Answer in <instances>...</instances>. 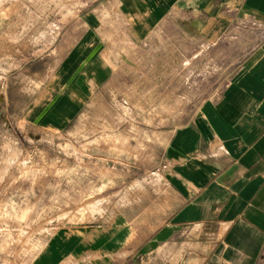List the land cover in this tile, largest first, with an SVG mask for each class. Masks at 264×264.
<instances>
[{"label": "crops", "instance_id": "0c3cea01", "mask_svg": "<svg viewBox=\"0 0 264 264\" xmlns=\"http://www.w3.org/2000/svg\"><path fill=\"white\" fill-rule=\"evenodd\" d=\"M186 16L215 26V34L252 24L263 35L190 123L158 132L155 143L152 135L145 147L122 146L118 153L127 156L118 161L128 173L117 177L128 182L121 204L97 222L53 230L33 264L257 263L264 248V0H0V137L15 122L68 133L113 81L123 43Z\"/></svg>", "mask_w": 264, "mask_h": 264}, {"label": "rangeland", "instance_id": "374dc122", "mask_svg": "<svg viewBox=\"0 0 264 264\" xmlns=\"http://www.w3.org/2000/svg\"><path fill=\"white\" fill-rule=\"evenodd\" d=\"M215 29L186 16L148 39L123 43L113 81L68 133L11 123L0 137V264H33L53 230L114 212L128 182L117 177L128 173L118 161L127 156L121 147L130 141L145 147L152 135L155 143L158 132L190 123L263 35L252 24ZM256 264H264V248Z\"/></svg>", "mask_w": 264, "mask_h": 264}]
</instances>
